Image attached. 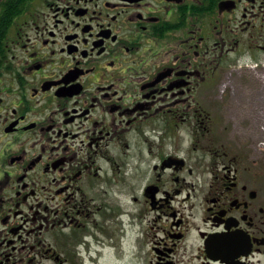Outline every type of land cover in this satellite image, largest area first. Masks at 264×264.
<instances>
[{"label":"flooded vegetation","instance_id":"obj_1","mask_svg":"<svg viewBox=\"0 0 264 264\" xmlns=\"http://www.w3.org/2000/svg\"><path fill=\"white\" fill-rule=\"evenodd\" d=\"M108 255L264 264V0H0V264Z\"/></svg>","mask_w":264,"mask_h":264},{"label":"rangeland","instance_id":"obj_2","mask_svg":"<svg viewBox=\"0 0 264 264\" xmlns=\"http://www.w3.org/2000/svg\"><path fill=\"white\" fill-rule=\"evenodd\" d=\"M225 82L227 85H223L222 87H226V86L229 87V85H228L229 80H225ZM107 260H108L109 264H125V263H121L120 260H114L113 257L110 255H108ZM102 263H104V262H102Z\"/></svg>","mask_w":264,"mask_h":264}]
</instances>
